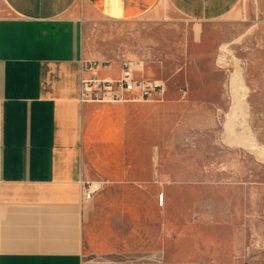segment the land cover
Returning a JSON list of instances; mask_svg holds the SVG:
<instances>
[{"label":"crops","instance_id":"obj_1","mask_svg":"<svg viewBox=\"0 0 264 264\" xmlns=\"http://www.w3.org/2000/svg\"><path fill=\"white\" fill-rule=\"evenodd\" d=\"M162 1L211 22L241 0H0V264H218L158 250L156 167L126 144L125 105L79 100L86 20L135 21ZM108 120L118 139L100 134ZM82 179L106 183L83 201Z\"/></svg>","mask_w":264,"mask_h":264},{"label":"rangeland","instance_id":"obj_2","mask_svg":"<svg viewBox=\"0 0 264 264\" xmlns=\"http://www.w3.org/2000/svg\"><path fill=\"white\" fill-rule=\"evenodd\" d=\"M164 4L130 22L88 18L82 40L88 58L143 60L145 78L167 83L163 99L122 110L126 144H140V162L156 167L151 191L166 195L158 250L178 262L264 264V0L211 22ZM100 128L119 138L111 120Z\"/></svg>","mask_w":264,"mask_h":264},{"label":"built area","instance_id":"obj_3","mask_svg":"<svg viewBox=\"0 0 264 264\" xmlns=\"http://www.w3.org/2000/svg\"><path fill=\"white\" fill-rule=\"evenodd\" d=\"M80 103L121 105L163 99L167 83L143 76V60L124 59L119 62L82 57L80 61ZM82 199L90 201L106 182L81 180ZM164 203V194L160 196Z\"/></svg>","mask_w":264,"mask_h":264},{"label":"bare ground","instance_id":"obj_4","mask_svg":"<svg viewBox=\"0 0 264 264\" xmlns=\"http://www.w3.org/2000/svg\"><path fill=\"white\" fill-rule=\"evenodd\" d=\"M229 129H230V128H229ZM164 197H165V195H164ZM158 199H159V204H160V194H159V198H158ZM164 201H165V199H164ZM163 205H164V203H163Z\"/></svg>","mask_w":264,"mask_h":264}]
</instances>
